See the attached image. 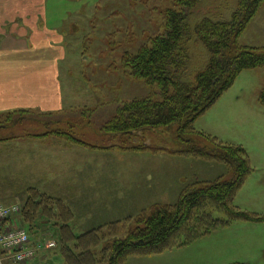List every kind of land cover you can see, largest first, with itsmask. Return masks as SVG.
Here are the masks:
<instances>
[{
	"label": "rangeland",
	"instance_id": "obj_1",
	"mask_svg": "<svg viewBox=\"0 0 264 264\" xmlns=\"http://www.w3.org/2000/svg\"><path fill=\"white\" fill-rule=\"evenodd\" d=\"M238 3L201 0L194 20L205 16L230 20ZM170 7H177V0H49L50 23L63 25L69 35L62 68L65 108L31 111L15 120L7 118L9 111L0 112V203L19 205L12 221L30 230L34 240L56 241V247L41 252L32 264H65V222L75 234L95 229L99 239L84 240L93 247L96 264H108L105 246L135 228L144 213L156 205L174 204L194 182L232 176L224 163L173 154L168 149L177 145L172 133L163 129L136 135L105 130L126 102L161 98L157 86L126 74L123 56L137 53L165 32L164 11ZM239 42L264 47V0ZM191 52L194 80L210 54L196 41ZM263 89L264 67L245 69L194 123L218 141L246 150L253 171L234 205L260 216L264 215ZM65 211L72 215L68 221ZM212 212L227 217L222 211ZM120 264H264V222L238 219L187 246L125 254Z\"/></svg>",
	"mask_w": 264,
	"mask_h": 264
},
{
	"label": "trees",
	"instance_id": "obj_2",
	"mask_svg": "<svg viewBox=\"0 0 264 264\" xmlns=\"http://www.w3.org/2000/svg\"><path fill=\"white\" fill-rule=\"evenodd\" d=\"M262 1L239 0L230 20L205 16L195 21L201 0H177V7L164 11L165 32L152 38L150 44L141 46L137 53L123 56L126 74L157 86L161 98L138 97L126 102L106 123L105 130L136 135L163 129L173 135L177 147L168 149L173 154L224 163L233 173L229 178L221 175L213 180L194 182L182 190L174 204L156 205L150 213H144L135 228L122 238L114 237L105 246L104 253L109 252L108 264H120L128 253L154 254L190 245L238 219L264 222V215L245 212L234 205L238 190L253 171L246 150L241 145L224 144L194 126L195 121L232 87L243 70L264 67V47L239 42ZM193 41L203 43L210 54L194 80L190 67ZM260 102L264 106V89ZM31 111H9L7 118H22ZM213 210L222 211L227 217H215ZM71 216L65 211V221ZM90 237L99 239L95 229L76 235L65 222L66 264L97 263L93 247H88L90 243L84 240Z\"/></svg>",
	"mask_w": 264,
	"mask_h": 264
},
{
	"label": "crops",
	"instance_id": "obj_3",
	"mask_svg": "<svg viewBox=\"0 0 264 264\" xmlns=\"http://www.w3.org/2000/svg\"><path fill=\"white\" fill-rule=\"evenodd\" d=\"M48 2L0 0V112L65 108L62 68L69 35L63 25L50 23Z\"/></svg>",
	"mask_w": 264,
	"mask_h": 264
},
{
	"label": "built area",
	"instance_id": "obj_4",
	"mask_svg": "<svg viewBox=\"0 0 264 264\" xmlns=\"http://www.w3.org/2000/svg\"><path fill=\"white\" fill-rule=\"evenodd\" d=\"M19 211L17 204L0 203V264L7 258L18 264L26 263L39 253L56 247L55 239L33 240L27 228L14 224L13 214Z\"/></svg>",
	"mask_w": 264,
	"mask_h": 264
}]
</instances>
